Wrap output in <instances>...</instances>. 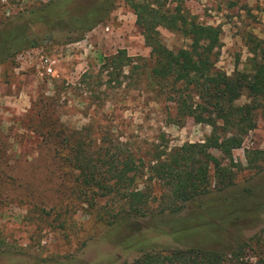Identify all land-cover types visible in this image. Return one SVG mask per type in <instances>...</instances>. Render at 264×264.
Returning <instances> with one entry per match:
<instances>
[{
	"label": "rangeland",
	"instance_id": "rangeland-1",
	"mask_svg": "<svg viewBox=\"0 0 264 264\" xmlns=\"http://www.w3.org/2000/svg\"><path fill=\"white\" fill-rule=\"evenodd\" d=\"M48 1L0 0L5 9L0 16H27ZM93 4L77 0L73 6L82 12ZM180 5L196 21L219 27V71H250L252 50L259 56L264 47V0H180ZM99 11L91 12L94 24L78 38L34 23L26 33L35 46L0 64V264H130L156 247L229 250L252 235L260 237L254 252L264 260V108L257 111L255 128L232 150L239 165L233 184L197 196L178 213L108 226L73 193L74 174L39 123L46 131L45 121L61 122L67 133L89 123L93 135L99 127L112 130L132 149L144 148L161 132L169 146H178L204 141L211 131L190 117L174 123L171 103L139 90L128 66L108 76L101 70L103 58L118 50L148 62L149 47L127 0H109ZM159 30L167 47L187 46L182 35ZM43 55L56 62L53 76L40 74ZM247 100L243 95L237 103Z\"/></svg>",
	"mask_w": 264,
	"mask_h": 264
},
{
	"label": "trees",
	"instance_id": "trees-1",
	"mask_svg": "<svg viewBox=\"0 0 264 264\" xmlns=\"http://www.w3.org/2000/svg\"><path fill=\"white\" fill-rule=\"evenodd\" d=\"M76 1L49 0L31 8L27 16L22 12L0 16V64L21 49L35 46L26 33L34 23L66 29L78 38L93 26L91 12L99 15L109 0H84L95 4L82 12L73 6ZM166 1L174 5L166 6ZM127 5L149 47L148 62L137 58L141 59L138 62L125 50H118L103 58L101 70L108 76L128 66L127 75L139 90L153 93L156 101L171 103L174 123L190 117L209 125L211 131L204 141L178 146H169L161 132L144 148L132 149L112 130L99 127L93 135L89 123L73 133H67L61 122L45 121L46 131L39 123L44 138L54 143L62 163L74 174L73 193L88 202L94 217L108 226L178 213L197 196L233 184L239 165L233 161L232 150L255 128L257 111L264 108V47L259 56L252 50L250 71L235 70L227 75L215 66L221 47L218 26L190 17L180 0H127ZM160 27L185 37L187 46L167 47ZM243 95L248 100L237 103ZM257 243L260 237L252 235L229 250L205 245L161 246L143 251L130 264H264L254 252Z\"/></svg>",
	"mask_w": 264,
	"mask_h": 264
},
{
	"label": "built area",
	"instance_id": "built-area-1",
	"mask_svg": "<svg viewBox=\"0 0 264 264\" xmlns=\"http://www.w3.org/2000/svg\"><path fill=\"white\" fill-rule=\"evenodd\" d=\"M39 64L42 69L40 74L54 75L55 60L43 55L39 58Z\"/></svg>",
	"mask_w": 264,
	"mask_h": 264
}]
</instances>
